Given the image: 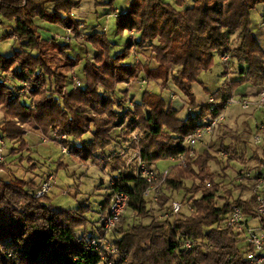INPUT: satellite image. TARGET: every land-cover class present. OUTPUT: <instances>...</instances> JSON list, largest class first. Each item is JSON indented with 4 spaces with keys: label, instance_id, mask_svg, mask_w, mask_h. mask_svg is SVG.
<instances>
[{
    "label": "clouds",
    "instance_id": "obj_1",
    "mask_svg": "<svg viewBox=\"0 0 264 264\" xmlns=\"http://www.w3.org/2000/svg\"><path fill=\"white\" fill-rule=\"evenodd\" d=\"M0 264H264V0H0Z\"/></svg>",
    "mask_w": 264,
    "mask_h": 264
}]
</instances>
